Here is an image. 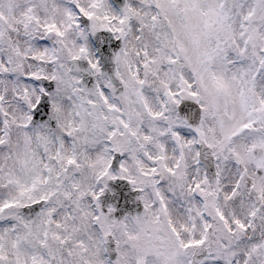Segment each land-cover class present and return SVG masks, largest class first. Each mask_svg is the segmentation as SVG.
<instances>
[{"label":"snow or ice","instance_id":"1","mask_svg":"<svg viewBox=\"0 0 264 264\" xmlns=\"http://www.w3.org/2000/svg\"><path fill=\"white\" fill-rule=\"evenodd\" d=\"M0 264H264V0H0Z\"/></svg>","mask_w":264,"mask_h":264}]
</instances>
